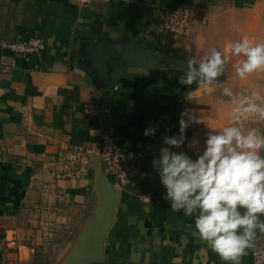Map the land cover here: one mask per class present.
Listing matches in <instances>:
<instances>
[{
	"label": "crops",
	"instance_id": "0c3cea01",
	"mask_svg": "<svg viewBox=\"0 0 264 264\" xmlns=\"http://www.w3.org/2000/svg\"><path fill=\"white\" fill-rule=\"evenodd\" d=\"M183 9L190 13L188 35L163 32L168 16ZM245 36L264 43V0H0V264H61L98 205L92 168L78 180L49 177L50 157L65 147L98 149L109 132L122 151L150 156L165 146L164 136L178 134L180 114L189 109L196 122L185 130L181 150L195 159L189 141L198 140L202 151L206 133L231 126L232 105L221 90L235 93L249 75L237 76L234 65L243 57L226 45ZM32 38L44 48L27 60L6 48ZM103 40L197 61L216 49L228 59L211 94L195 83L179 84L183 70L149 67H130L99 92L89 65ZM87 104L94 106L91 114L83 111ZM241 119L245 130L255 128ZM149 126L156 131L145 136ZM102 173L119 199L100 264H224L196 233L194 216L162 199L164 188L139 196L138 172L124 189ZM48 208L56 213L46 212V220L54 222L32 230L27 211ZM58 231L66 234L60 241ZM263 234L257 229L254 240ZM5 235L17 246L8 248ZM251 247L240 264H251Z\"/></svg>",
	"mask_w": 264,
	"mask_h": 264
},
{
	"label": "clouds",
	"instance_id": "9594fccd",
	"mask_svg": "<svg viewBox=\"0 0 264 264\" xmlns=\"http://www.w3.org/2000/svg\"><path fill=\"white\" fill-rule=\"evenodd\" d=\"M226 47L233 55L243 57L234 65L240 78L264 70V43H252L245 36ZM227 59L216 49L198 61L188 58L178 83H195L211 94L219 84L216 78L224 74ZM221 95L232 105V125L206 133L202 151L196 148L198 140L189 141L188 147L197 153L193 159L186 151H173L185 145V130L196 122L195 114L185 109L178 121V134L163 137L165 146L152 160V167L159 175L165 190L162 199L169 207L183 211L187 217L194 216L196 233L224 264H240L256 230L264 232V132L245 130L241 118L251 114L264 121V103H257L254 94L238 96L229 87L222 88ZM155 131L149 126L144 135L152 136ZM145 199L150 204V198Z\"/></svg>",
	"mask_w": 264,
	"mask_h": 264
},
{
	"label": "water",
	"instance_id": "95a60500",
	"mask_svg": "<svg viewBox=\"0 0 264 264\" xmlns=\"http://www.w3.org/2000/svg\"><path fill=\"white\" fill-rule=\"evenodd\" d=\"M186 59L168 55L161 49L141 47L126 42L103 40L95 49L90 60L92 84L103 92L113 85L122 73L130 67H149L154 69H180L184 71ZM220 81V77L216 78ZM181 149H173L180 151ZM159 153L143 155L136 163L140 174V189L136 195H144L163 188L158 173L152 167V160ZM89 168L94 170L95 191L99 195L98 205L92 210L76 236L69 254L61 264H100L103 257V241L114 222L119 192L102 173L98 157H92Z\"/></svg>",
	"mask_w": 264,
	"mask_h": 264
},
{
	"label": "built area",
	"instance_id": "2783aa9c",
	"mask_svg": "<svg viewBox=\"0 0 264 264\" xmlns=\"http://www.w3.org/2000/svg\"><path fill=\"white\" fill-rule=\"evenodd\" d=\"M191 30L190 13L183 9L174 11L163 24V32L172 36H186ZM6 48L14 54L22 55L27 60L31 54L44 48V44L37 39H29L25 42H13ZM8 66L2 65V70H8ZM84 113L91 114L94 111L92 104L84 106ZM144 154L141 151L127 153L114 142L109 132L101 135V144L98 149H91L81 145L69 146L62 149L56 155L50 157L47 173L53 181L78 180L87 175L89 163L92 157H98L104 174L109 177L121 189L128 188L137 174L136 163ZM8 248L17 246L13 236L6 235L1 238ZM251 264H264V234L254 240L250 251ZM1 264H18L11 260H5Z\"/></svg>",
	"mask_w": 264,
	"mask_h": 264
},
{
	"label": "rangeland",
	"instance_id": "374dc122",
	"mask_svg": "<svg viewBox=\"0 0 264 264\" xmlns=\"http://www.w3.org/2000/svg\"><path fill=\"white\" fill-rule=\"evenodd\" d=\"M235 89H236L235 94H237L238 96H252L254 94L255 101L257 103H264V70H260V71L254 72L252 74H249V80H247L246 83L241 84L240 86L236 85ZM244 119H246L248 122L252 123L255 126V128L259 129L261 132H264V121L257 120L251 114H245ZM41 210L42 211H37V212H35V210L27 211V218L30 219L29 226H30V228H32V230H35V228H37V226L42 228L45 225H47V227H49L50 223L54 222L50 219L46 220V218L49 215L46 216L45 213L49 212L48 214L51 213V215H52V213L53 212L56 213V211H52V209L50 210L49 208L48 209H41ZM61 211H62V213H64V211H66V208L65 209L62 208L60 210V212ZM31 220H33L34 222H31ZM47 232H50V231H47ZM63 232L64 231H58L55 234L56 238L59 239V241H60V239L63 238L62 235L64 236V234H65Z\"/></svg>",
	"mask_w": 264,
	"mask_h": 264
},
{
	"label": "trees",
	"instance_id": "16d2710c",
	"mask_svg": "<svg viewBox=\"0 0 264 264\" xmlns=\"http://www.w3.org/2000/svg\"><path fill=\"white\" fill-rule=\"evenodd\" d=\"M169 52V51H168ZM168 52H166L168 55H169V53Z\"/></svg>",
	"mask_w": 264,
	"mask_h": 264
}]
</instances>
